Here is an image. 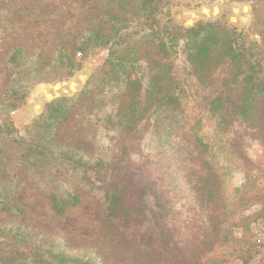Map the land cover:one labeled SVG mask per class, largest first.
Masks as SVG:
<instances>
[{
	"label": "trees",
	"instance_id": "trees-1",
	"mask_svg": "<svg viewBox=\"0 0 264 264\" xmlns=\"http://www.w3.org/2000/svg\"><path fill=\"white\" fill-rule=\"evenodd\" d=\"M171 1L95 0L86 25L53 49L49 72L37 69L41 52L29 54L25 46H15L6 62L15 76L0 98V115L17 107L34 82L71 75L78 67L76 52H90L109 43L116 46L121 29L147 17L158 4ZM231 1L249 2L256 16L264 6V0ZM221 7L203 8L201 16L216 15L225 9ZM159 13L160 18L149 20L151 29L158 27L144 33L141 41L124 46L121 53L115 55L119 50L115 51L113 59L102 64L109 70L96 88L101 89L100 97L113 100L82 117L95 129L93 135L101 129L110 133L105 146L90 153L57 135L80 92L48 103L20 137H0V213L6 216L0 220V264H156L162 258L168 264H202L215 246L221 217L235 215L241 222L264 219V185L222 194L212 166L192 139L193 128L176 110L174 76V61L181 54L187 75L202 90L204 111L215 117L218 127L241 122L263 147L257 104L264 98V56L259 45L245 31L219 19L197 21L189 27L161 26L193 21L197 15L171 7H161ZM232 13L240 24L247 22V6ZM104 52L94 51L90 61H99ZM68 86L58 84L53 92ZM118 94L121 98L116 102ZM194 118L195 123L199 117ZM17 124L22 126L18 120ZM10 149L17 151V170L12 173L6 160ZM259 167L264 176V162ZM24 170L27 182L45 197L46 205L17 200ZM249 171L244 170L247 179ZM83 196L97 205L104 227L117 238L108 243V251L97 248L91 238L25 223L28 212L63 215ZM145 196L152 198L151 208ZM256 203L261 204L259 212L240 214ZM230 230H222L220 240L226 241Z\"/></svg>",
	"mask_w": 264,
	"mask_h": 264
},
{
	"label": "rangeland",
	"instance_id": "rangeland-1",
	"mask_svg": "<svg viewBox=\"0 0 264 264\" xmlns=\"http://www.w3.org/2000/svg\"><path fill=\"white\" fill-rule=\"evenodd\" d=\"M94 2L95 0H0V98L15 76L14 73L10 75V71L6 67L7 58L12 49L15 46H25L29 54L41 52L42 56L39 60L40 63L37 64V69L39 72H49L50 68L47 63L51 60L53 49L72 38L77 30L86 25L91 14L89 9ZM211 5L217 10L220 5L225 9H221L216 15L202 17L201 9ZM242 6L248 7L245 24H240L232 13L238 11ZM161 7L181 8L187 13L195 12L197 15L193 21L163 23L160 24L161 26L180 24L189 27L197 21L219 19L230 27L245 31L249 40L259 45L264 56V6L256 16L252 11L251 4L245 1L174 0L170 4H158L157 9L148 13L147 17L144 16L139 22H133L130 26L121 29L118 34L119 38L116 39L118 41L116 46L109 43L107 46L94 48L90 52H76L74 63L78 64V67L71 75L50 81L34 82L25 92L23 101L17 107L0 115V137H20L24 134L28 124L43 113L48 103L59 98L76 96L80 92L75 100V105L70 107L63 124L58 128L57 135L61 141H68L90 153H94L97 147L105 146L110 139V133L101 129L99 133L93 135L95 129H92L91 125L82 117L86 115L87 111L113 100L111 96L100 97L101 89L96 88V84L109 70L106 64V66L102 64L121 53L124 46L141 41L144 33L158 27L151 29L149 20L153 17L160 18L159 9ZM111 45L116 47V52L119 50L115 55H113L115 51L110 49ZM98 49L105 51L103 53L106 55L105 58L99 57V61H90L92 53ZM174 63V76L178 82L176 110L186 117L187 126L193 128L192 139L196 142L202 158L212 166L221 186L222 194L228 196L233 194L234 189L243 187L250 191L262 187L264 176L259 165L264 162V150L262 149L264 145L262 147L257 140L251 137L241 122L225 128L218 127L215 117L204 111V104L200 100L203 94L202 90L195 80L187 75L183 56L178 54ZM63 83H68L69 86L59 89L58 96L54 98V86ZM41 85L44 86L38 87ZM47 93L53 97V100L44 103V96ZM119 98H121V94H118L114 100L117 102ZM31 106L33 109L40 106L42 110L35 112L34 117L29 118L26 111ZM257 109L258 119L264 132V98L258 102ZM194 117H199L195 123ZM17 120L22 126H18ZM144 122V119L141 120V126ZM16 127L19 128V131L15 130ZM154 141L153 138L152 142ZM6 157L7 169L11 173L16 171L17 151L15 149L8 150ZM244 170H250L251 178L247 179L244 176ZM27 175L25 170L20 174V181L24 182V185L16 196L17 200L28 205L35 202L46 205L45 197L35 191L34 187L27 182ZM144 199L147 207L151 208L153 206L152 198L145 196ZM42 205L36 206V210H41ZM260 209L261 204L256 203L239 212L249 216L256 214ZM35 212L25 214L28 219L25 223L40 230H61L91 238L97 242L95 246L104 251L109 250L108 243L117 239L104 227L106 222L103 214L89 196L81 197L79 204L67 209L63 215L52 216L44 212L38 214ZM5 218V214L1 212L0 220ZM233 222L238 224L237 227L232 226ZM260 223L264 224V219H250L241 222L236 219L235 215L229 219L221 217L220 232L230 228V234L226 241H223L220 240V232L218 233L214 248L202 259V264H264V247H258L255 243V232ZM109 228L111 230L110 226ZM156 264H168V262L162 258Z\"/></svg>",
	"mask_w": 264,
	"mask_h": 264
},
{
	"label": "water",
	"instance_id": "water-1",
	"mask_svg": "<svg viewBox=\"0 0 264 264\" xmlns=\"http://www.w3.org/2000/svg\"><path fill=\"white\" fill-rule=\"evenodd\" d=\"M203 11V8L201 9V12ZM110 49H112L113 51H115L116 50V47L114 46V45H111V48ZM105 54H102L101 56H100V58L101 59H103V58H105ZM58 84H56L55 86H54V88L57 86ZM43 86V85H42ZM58 91V90H57ZM54 94H55V97L54 98H56L57 96H58V93L57 92H55V90H54ZM47 95V94H46ZM44 96L45 98H44V103L45 102H50L51 100H53V97L51 96V95H47V96ZM43 103V104H44ZM42 110V107H37L36 109H33L32 108V106L31 107H28V109H27V111H26V113L29 115V118L31 117H34V113L35 112H39V111H41Z\"/></svg>",
	"mask_w": 264,
	"mask_h": 264
},
{
	"label": "built area",
	"instance_id": "built-area-1",
	"mask_svg": "<svg viewBox=\"0 0 264 264\" xmlns=\"http://www.w3.org/2000/svg\"><path fill=\"white\" fill-rule=\"evenodd\" d=\"M264 224L260 223L256 228L255 243L258 247H264Z\"/></svg>",
	"mask_w": 264,
	"mask_h": 264
}]
</instances>
